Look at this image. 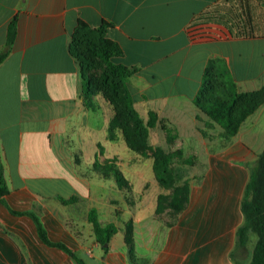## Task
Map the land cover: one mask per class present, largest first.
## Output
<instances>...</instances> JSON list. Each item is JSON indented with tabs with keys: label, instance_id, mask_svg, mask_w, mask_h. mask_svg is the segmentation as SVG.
<instances>
[{
	"label": "crops",
	"instance_id": "0c3cea01",
	"mask_svg": "<svg viewBox=\"0 0 264 264\" xmlns=\"http://www.w3.org/2000/svg\"><path fill=\"white\" fill-rule=\"evenodd\" d=\"M80 19L93 28L111 23L106 35L123 49L115 62L138 69L128 83L135 108L145 120L156 112L168 127L151 129L149 142L159 140L150 144L182 153L177 171L190 194L181 213L157 214L158 196L169 191L156 177L153 202L130 205L126 196L133 211L143 210L139 216L123 218L111 200L106 211L114 220L105 223L94 204L96 181L107 180L94 164L112 157L98 154L97 131L108 139L113 111L99 96L95 110L83 103L69 49ZM14 20L13 48L0 64V161L9 188L0 201V264H79L40 238L32 216L12 211L36 214L49 239L86 264H249L250 257L232 253L250 165L264 150V104L227 139L194 98L214 57L227 61L239 92L264 86V0H0V50ZM71 198L77 200L62 201ZM92 208L102 224L119 228L107 251L89 222ZM129 220L135 263L124 240Z\"/></svg>",
	"mask_w": 264,
	"mask_h": 264
},
{
	"label": "trees",
	"instance_id": "16d2710c",
	"mask_svg": "<svg viewBox=\"0 0 264 264\" xmlns=\"http://www.w3.org/2000/svg\"><path fill=\"white\" fill-rule=\"evenodd\" d=\"M109 26L111 23L104 21L100 27L93 28L80 19L71 36L69 49L79 67L83 103L87 108L95 110L94 98L99 96L112 108L113 117L109 128L111 133L118 130L132 151L143 157L152 158L156 180L161 187L169 191L158 196L157 214H162L166 209L173 214H179L185 209L190 194L188 181H181L177 171L176 163L181 161L183 155L180 151H166L162 147L150 144L151 129L158 127L168 133V127L159 119L156 112L150 110L145 120L135 108V100L128 83L138 69L115 62V58L123 55V49L116 41L107 37L106 31ZM16 31L14 20L9 25L6 45L0 50V64L13 48ZM194 104L212 122L219 125L225 137L230 139L238 134L247 118L264 104V86L253 92H239L227 61L221 57L210 58ZM168 138L171 140L170 136ZM106 161L102 164L96 160L93 168L98 176L113 179L118 189L128 194L132 193L133 186L116 164L117 160ZM8 193L4 166L0 161L1 202L4 203ZM76 200L77 198L62 199L66 204ZM241 208L244 223L237 230L236 251L232 253V258L236 259L237 254L241 253L242 256L250 257L249 264H264V150L250 165V177ZM12 212L32 216L40 238L46 244L63 249L79 264H86L64 243H53L36 214ZM117 214H120L119 210ZM88 219L92 224L96 242L107 251L112 237L119 230L118 226L113 222L102 224L96 208L89 211ZM253 234L257 238L253 250H249L248 244ZM124 240L130 260L135 263L133 220L125 223Z\"/></svg>",
	"mask_w": 264,
	"mask_h": 264
},
{
	"label": "rangeland",
	"instance_id": "374dc122",
	"mask_svg": "<svg viewBox=\"0 0 264 264\" xmlns=\"http://www.w3.org/2000/svg\"><path fill=\"white\" fill-rule=\"evenodd\" d=\"M98 97V96H97ZM97 107L101 106V103L95 102ZM109 112V111H108ZM107 117L108 113L106 112ZM96 121H98L96 117ZM107 133L106 131H97L96 141H97V152H104L105 157L112 156L109 160H114L115 158L119 160V163H116L120 170L123 172L124 176L130 181L133 186V193H129V195L124 191L120 192L119 189L115 186L114 180H97L95 183V191L96 196L93 200L96 206H99L103 209L102 211V219L104 222H109V220H114L112 215L108 214L106 209L111 207L110 201L117 202V207L123 213V218H132L133 216H139L143 214V210L140 211H133L131 207H129L128 203L126 202V196L128 202H135L140 199L141 204L147 205L150 201H154L158 192L159 186L155 181L154 170H153V160L148 158H143L139 153L132 151L125 139H123L120 132L111 131L108 129V139L106 138ZM156 141L159 140L158 137L155 138ZM155 139L151 140L150 143L153 144ZM110 153V154H108ZM90 155V158L93 159V154ZM98 156L97 160L99 163H105V159H99ZM106 161V162H107ZM89 161L87 160L86 163ZM178 170V167H177ZM137 171L143 173V175L138 174ZM179 173V172H178ZM179 175V174H178ZM183 178V176L180 174ZM113 207V206H112ZM147 207V206H146ZM116 206L113 207V209ZM167 209L164 211L166 213ZM163 212V213H164ZM168 213H172L171 211H167ZM146 214V213H145ZM114 218L116 214H113ZM118 217V216H117ZM252 239H256V235H252ZM95 256L99 257L101 255V248H95L94 250ZM84 258L89 262L93 261L91 258ZM100 263V262H99Z\"/></svg>",
	"mask_w": 264,
	"mask_h": 264
},
{
	"label": "water",
	"instance_id": "95a60500",
	"mask_svg": "<svg viewBox=\"0 0 264 264\" xmlns=\"http://www.w3.org/2000/svg\"><path fill=\"white\" fill-rule=\"evenodd\" d=\"M107 246V244L105 245V247Z\"/></svg>",
	"mask_w": 264,
	"mask_h": 264
}]
</instances>
